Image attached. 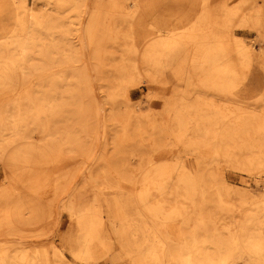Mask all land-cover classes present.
Returning a JSON list of instances; mask_svg holds the SVG:
<instances>
[{"label":"bare ground","instance_id":"bare-ground-1","mask_svg":"<svg viewBox=\"0 0 264 264\" xmlns=\"http://www.w3.org/2000/svg\"><path fill=\"white\" fill-rule=\"evenodd\" d=\"M54 1L51 11L50 0L42 10L29 7L27 0H0V96L14 93L17 97L11 108L0 109V156L5 155L17 174L26 175L24 182L18 181L21 188L41 191L46 186L49 176L44 169L55 161V148H85L83 138L92 139L94 144L98 137L99 108L95 106L93 113L85 103L90 85L88 68L72 69L86 49L92 54L95 71L100 72L105 68L106 45L131 41L124 48L122 64L112 69L118 74L117 87L124 90V97L143 73L159 82L160 73L172 71L180 81L187 79L189 87L234 96L250 80L255 66L264 72V52H256L234 31L235 26L254 23L256 31L264 34V5L258 0H243L233 8L225 3L219 10L210 8V0H200L202 10L177 15V27L171 28L159 19L149 33L144 31L146 20L169 0H110V25L101 28L100 15H92L79 30L78 43L70 37L71 30L53 16L65 6L81 7L80 0ZM119 19L122 23L137 20L138 28L131 27L121 36L117 32ZM139 47L143 54L137 60L133 57L138 56ZM37 57L39 63L35 62ZM34 78L40 82L37 87L47 89L39 91L31 84ZM68 81L79 89V130L68 131L56 147L48 122L50 110L55 108L57 112L51 98L55 100L58 88ZM113 94L108 96L110 101ZM186 97L176 99L174 93L170 101L164 98L160 119L142 114L149 122L146 127L138 124L133 132L130 117L117 120L120 143L134 144L138 139L160 150L166 136L173 138L176 146L186 142L188 150L209 158L210 163L223 160L255 174L257 192L245 185L232 186L209 174L205 167L192 173L185 167L177 169L176 163L172 168L167 160L143 161L146 165L140 168L141 175L134 177L141 191H128L125 201L114 197L107 203V217L120 249L132 264H264V115L215 106L201 97L189 104ZM90 99L96 103L94 96ZM107 134L106 125L105 139ZM83 156L88 157L87 153ZM117 171L120 173V168ZM214 179L225 185L227 195L216 191ZM106 180L112 184L106 188L117 189L122 187L121 180L132 181L122 175L116 185L110 177ZM19 190L16 186L0 189V233L4 226L13 227V222L23 218ZM234 200L239 206L233 204ZM68 210L77 226L69 244L77 264H100L101 260L118 264L113 255L116 249L105 229L103 205L98 201L78 203ZM236 211L240 220L220 225L217 214L233 216ZM11 253L0 251V264H35L24 250Z\"/></svg>","mask_w":264,"mask_h":264},{"label":"rangeland","instance_id":"rangeland-1","mask_svg":"<svg viewBox=\"0 0 264 264\" xmlns=\"http://www.w3.org/2000/svg\"><path fill=\"white\" fill-rule=\"evenodd\" d=\"M50 1L51 5L48 8L52 11L56 2ZM242 1L210 0L209 5L211 9L219 10L222 4L226 3L229 8H233ZM258 2L260 5H264V0H258ZM79 3L81 7L65 6L60 10L59 15L53 16L62 27L71 30L70 37L76 43H78L81 29L90 22L92 15H100L101 28L103 29L107 28L111 22L107 16L111 10L110 0H80ZM27 4L29 7L42 10L43 6L47 4V0H27ZM199 6L200 0H169L162 3L155 9L156 15L146 20L144 31L149 33L154 30L156 21L159 19L166 22L169 27L175 28L177 27V15L187 14L191 10L192 12L201 11L202 7L199 8ZM49 13L52 14V12ZM118 23L117 32L122 36L128 34L131 27L137 29L139 22L127 19L125 23H122L119 19ZM253 24H240L234 27V31L237 33L236 36L240 37L246 44H252L256 52L262 53L264 52V34H259ZM179 25L182 26V24ZM130 44L131 41L123 40H120L116 45L108 43L105 48L106 57L103 56L105 68L100 72L95 71L96 65L88 49L83 51L82 59L79 62L72 64V69L88 68L90 85L85 103L93 113L96 112L95 106L99 108L96 124L100 130L98 137L94 138V144L92 139L83 138L86 144L85 148H77V146L74 148H55L57 149L54 155L55 161L44 169L49 180L41 191L37 190L36 187H34V191L31 189L32 187L28 186L21 188L18 181L24 182L27 179L26 175L20 174V172L17 174L16 168L5 158V155L0 156V189L9 190L14 186L18 187L23 196L21 201H23L24 206L22 208L25 209L23 218L13 222V227L4 226L1 229L0 251L11 250V254L15 255L24 250L27 257L33 259L35 264H45L46 262L50 264H77L69 250L70 240L77 234V226L68 207L71 204H91L98 201L103 205L104 214L107 217V203L112 201L114 197L125 201L128 191H141L142 186L134 177L141 175L139 170L146 165L143 162L146 160L155 159L156 162L167 160L166 162L172 168L176 163L177 169L185 167L192 173H195L198 167H205L208 168L209 174L218 179L223 178L232 186L243 187L245 185L246 188L257 192L258 184L255 174L244 172L223 160L210 163L209 158L195 155L193 151L188 150L186 142L176 146L174 139L166 136L163 140V148L160 150L147 142L141 144L137 141L138 139L134 144L123 145L120 143L121 126L116 121H123L130 117L132 132L140 124L142 127H146L149 120L144 119V116L141 117L142 114L148 113L152 117L160 119L164 114V98L170 101L174 93H176V99L181 95L187 96L186 100L189 104L197 103L198 98L201 97V99H206L215 106L264 115L263 70L255 66L250 80L236 90L234 96L218 91H208L201 87H189L190 82L187 79L180 81L172 71H166L158 75L159 82L154 81L144 73L138 76L124 97V90H119L117 87L118 74L114 73L112 69L122 64L124 48ZM142 54L143 48L139 47L138 56L133 58L139 60ZM35 62L39 63L40 58L37 57ZM73 83L68 81L62 84L58 88L59 92L56 99L51 98L53 102H56L54 105H57V112L55 108L50 110L48 122L50 131L53 133L52 144L56 147H60L59 145L63 142L68 131L77 133L79 130L77 126L79 123L78 108L81 99L78 96V87L71 86ZM31 84L39 91L47 89V87H37L40 84L37 78H34ZM112 94L114 99L110 101L108 96ZM91 95L94 96L96 103L90 99ZM16 99L14 93L1 95L0 109L11 108ZM64 108L66 109L64 110ZM112 116L114 119H111ZM94 119L92 120L93 123L95 122ZM158 122L161 123L162 120H158ZM106 125L107 139L103 136V128ZM84 153H87L88 157H84ZM246 155L249 153L246 152ZM119 168L120 173L117 171ZM36 174H40V172L37 171ZM121 175L129 177L132 181H120ZM177 175L176 170L173 173L174 178ZM106 177H110L114 185L120 181L122 183L121 189L106 188L107 185L111 184L106 180ZM217 180L214 179L212 182L216 191L222 195H227L225 185ZM29 193L33 195H29ZM238 203L237 200L233 201L236 206H239ZM217 216L220 225L234 224L240 220L238 211L233 216L227 214H217ZM106 217L104 219L105 229L116 249L113 254L116 261L118 264H132L131 260L125 256V252L120 249L119 240L110 220ZM58 254H61L60 257ZM99 263L112 264L110 260H101Z\"/></svg>","mask_w":264,"mask_h":264}]
</instances>
